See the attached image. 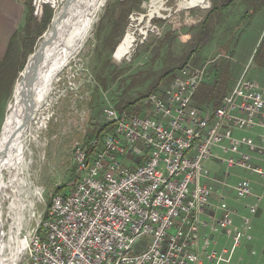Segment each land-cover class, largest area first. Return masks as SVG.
I'll return each instance as SVG.
<instances>
[{
	"label": "built area",
	"instance_id": "1",
	"mask_svg": "<svg viewBox=\"0 0 264 264\" xmlns=\"http://www.w3.org/2000/svg\"><path fill=\"white\" fill-rule=\"evenodd\" d=\"M204 77L205 66L185 64L166 86L138 101L141 110L105 106L101 141L92 138L89 148L75 145L73 187L55 194L29 229L19 232L25 241L14 264L230 262L243 239L252 238L251 221L243 217L240 226L233 224L235 211L222 188L235 167L264 180V168L252 163L249 152H264V95L242 73L217 106L197 105L194 94ZM234 127L257 128L260 135L236 138ZM212 158L226 167L223 181L205 165ZM215 185L218 200L211 204ZM230 187L237 199L253 195L249 177L240 176ZM262 197L249 205L252 212ZM203 214L210 221L200 246ZM218 233L230 237V246L207 249Z\"/></svg>",
	"mask_w": 264,
	"mask_h": 264
},
{
	"label": "rangeland",
	"instance_id": "2",
	"mask_svg": "<svg viewBox=\"0 0 264 264\" xmlns=\"http://www.w3.org/2000/svg\"><path fill=\"white\" fill-rule=\"evenodd\" d=\"M207 1V4L182 8L177 0H138L137 4L134 0H106L87 40L56 76L47 104L35 114L36 118L29 120L24 134L22 180L16 185L18 200L23 205L19 217L21 234L29 229L37 213L47 209L55 194L67 193L73 187L75 145L80 143L89 148L92 138L101 141L105 130L103 108L107 105L117 108L123 102L134 101L168 69L176 70L185 61L196 67L205 66V77L195 97H202L205 90L211 101L227 94L242 73L255 80L264 95V8L251 21L254 3L235 0L226 9L216 10L205 22L208 12L223 0ZM34 5H47L52 13L44 24L43 13L32 18L30 35L35 40L27 49L32 51L23 57L19 38L13 47L10 66L0 68V134L13 105L15 85L25 68V64L21 67L22 63L34 54L59 4L42 0L35 1ZM24 24L18 30L21 36ZM127 28L135 35L125 43ZM133 39L140 43L134 45ZM174 72L162 79L155 90L166 86ZM130 108L141 110L143 102ZM233 135L258 138L260 130L234 127ZM214 150L226 157L218 147ZM249 152L252 163L264 167V152ZM205 165L212 175L224 180V164L212 158ZM228 171L231 174L225 178L227 202L230 207H238L246 198L237 199L230 186L238 180L237 176L253 173L238 167ZM261 200L264 203V198ZM3 203L0 241L7 240L8 234H4L11 222H4L9 201L5 199ZM8 252L5 250V254Z\"/></svg>",
	"mask_w": 264,
	"mask_h": 264
},
{
	"label": "bare ground",
	"instance_id": "3",
	"mask_svg": "<svg viewBox=\"0 0 264 264\" xmlns=\"http://www.w3.org/2000/svg\"><path fill=\"white\" fill-rule=\"evenodd\" d=\"M61 1L58 3L49 29L40 43L38 42L35 53L29 58L20 80L15 85L13 105L3 128L5 133V129L10 132L19 126L15 138L9 142L4 155L0 158V221L2 222L5 199L9 201V205L8 209L4 210V222L11 221L8 231L4 234V236L8 234L7 240L4 238L0 241V264H14L25 241L18 236L21 229L20 210L23 205L19 202L21 199L18 200L16 185L22 180L24 134L29 120L36 118L35 114L47 104L56 76L66 61L81 49L106 2V0ZM177 1L182 8L208 3L207 0ZM136 43L140 42L136 40L134 45ZM33 76L37 77L36 83L32 88L29 103L23 106L17 101ZM5 250L9 252L5 254Z\"/></svg>",
	"mask_w": 264,
	"mask_h": 264
},
{
	"label": "crops",
	"instance_id": "4",
	"mask_svg": "<svg viewBox=\"0 0 264 264\" xmlns=\"http://www.w3.org/2000/svg\"><path fill=\"white\" fill-rule=\"evenodd\" d=\"M26 2L27 0H0V62L7 52L11 37L15 32H18V30L25 23ZM250 2L253 3L254 1L250 0L249 3ZM262 2L264 3V1ZM262 8H264V4L253 12L251 21L256 17L258 12L262 10ZM262 28L263 26H261V29ZM254 163L257 164L256 162ZM261 167L264 168L263 166ZM228 173L229 176L231 173L230 171H228ZM212 176L219 178L216 174ZM245 177H249L253 181V195L246 198L245 201L240 203L238 207L231 206L235 211V214L232 216V222L235 226H240L242 218L248 217L251 221L250 234L252 238L250 240L243 239L241 244L236 247L231 261L223 264H264V203L262 200H259L260 203H262L258 204L254 212L249 209V205L254 203L256 195H263L262 198H264V191L262 188L264 180L256 173ZM238 178H240V176H237L236 180ZM219 190V186L215 185V194L211 198V204L217 203L218 196L216 193ZM222 192L227 194V189L222 188ZM205 210L208 214L213 211L211 206L209 208L207 207ZM201 221L202 226L199 230L198 239L200 246L204 244L203 237L208 231L210 219L207 214H203L201 215ZM230 242V237L223 235L222 233H218L216 235L215 244L209 243L207 245V249L216 248L217 250H220L223 247L228 248L230 246ZM240 257H242V260H240ZM203 264L212 263L204 261Z\"/></svg>",
	"mask_w": 264,
	"mask_h": 264
},
{
	"label": "trees",
	"instance_id": "5",
	"mask_svg": "<svg viewBox=\"0 0 264 264\" xmlns=\"http://www.w3.org/2000/svg\"><path fill=\"white\" fill-rule=\"evenodd\" d=\"M234 1L235 0H223L220 3V5H214L213 8L206 15L205 22L212 17V15L214 14V12L216 10L226 9ZM133 3L134 4H137L138 3V0H134ZM253 3L254 4L252 5V8H251L252 13L257 8H259L260 6H262L264 4L261 0H257V2H253ZM25 6H26V19H25V24H24V35L21 36L20 33H18V32H15L13 34V36L10 39V42H9V45H8V48H7V52H6L5 56L3 57L2 61L0 62V68H2L3 66H5V67L10 66L11 61L13 59V54H12L13 47H14L15 43H17V40L19 38H21L20 43H22L21 48H22L23 57H25V55H27L28 53H30L32 51L31 48H30L31 50H27L29 43H30V45H32L33 44V41L35 40V36H31L30 35V32H31V28L30 27H31V20H32V18L34 16L41 15L43 13L45 15V17H46V19L43 21V24H44V23H46L48 21V19L51 16V13H52V11H51L52 9L49 6H47V5H43L41 7H36L34 5V0H27V2L25 3ZM39 23H41V22H39ZM205 28H206V26L204 27V29ZM39 34H41V33H39ZM125 34H126L125 35V43L127 42V40L129 39L130 36H133L134 37V35H135L134 31H132L130 28H127ZM134 41H135V39H133V42ZM196 49H194V51ZM188 58H189V56H187L186 59H188ZM185 63H186V61L183 62L180 65V67L183 66V65H185ZM24 64L25 63H22V66L21 67H23ZM177 68H179V67H177ZM173 71H175V69L174 68H170L167 71L163 72L161 75H159L158 77H156V79L153 82L150 83V85L147 88L146 93H139L138 97L134 101H132V102H123L124 104L123 105H118L117 108L119 110L120 109H129L133 104H136V102H138L141 98L145 97L148 93L154 91L156 89L157 85L161 82V80L164 79L169 74H171ZM195 94H194L195 104L201 105L202 103H205L206 106H211V105L212 106H217L219 104L221 98L224 96L223 95V96H221V97H219V98L214 99L213 101H211L209 99V95L210 94L206 90L204 91L202 97L200 95H198L197 97H195ZM105 127L106 126L104 124L102 126V128L104 129Z\"/></svg>",
	"mask_w": 264,
	"mask_h": 264
},
{
	"label": "water",
	"instance_id": "6",
	"mask_svg": "<svg viewBox=\"0 0 264 264\" xmlns=\"http://www.w3.org/2000/svg\"><path fill=\"white\" fill-rule=\"evenodd\" d=\"M33 53H35V51ZM27 60H28V58H27ZM27 62L25 63V66H26ZM36 79H37V77L36 76L35 77L33 76V79L26 86V89L22 92L23 94L20 96V98L17 101L20 104H22L23 106L24 105L26 106L27 103H29V98H30V95L33 92L32 91L33 90L32 88H33V86L36 83ZM5 122H6V118H5L4 123L2 125V130H1V134H0V158L4 155L5 150L9 146V142L13 138H15V136H16V134L18 132V129H19V126L16 127L15 129H12L10 132H7V130L5 129V133H4V129L3 128H4V125H5ZM3 134H4V136H3ZM1 234H2V224H1V221H0V235Z\"/></svg>",
	"mask_w": 264,
	"mask_h": 264
}]
</instances>
